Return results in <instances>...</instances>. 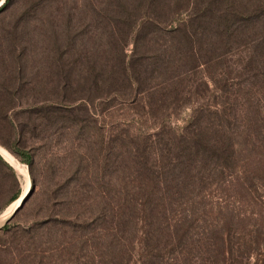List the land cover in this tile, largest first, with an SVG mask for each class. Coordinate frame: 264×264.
<instances>
[{
  "label": "trees",
  "instance_id": "trees-1",
  "mask_svg": "<svg viewBox=\"0 0 264 264\" xmlns=\"http://www.w3.org/2000/svg\"><path fill=\"white\" fill-rule=\"evenodd\" d=\"M115 1L148 27L143 56L84 53L78 98L25 108L46 154L50 136L65 138L66 164L46 163L35 260L264 264V0H187L177 24L140 17L144 0ZM8 149L31 172L40 148Z\"/></svg>",
  "mask_w": 264,
  "mask_h": 264
},
{
  "label": "rangeland",
  "instance_id": "rangeland-1",
  "mask_svg": "<svg viewBox=\"0 0 264 264\" xmlns=\"http://www.w3.org/2000/svg\"><path fill=\"white\" fill-rule=\"evenodd\" d=\"M3 1L0 0V148L23 171L13 166L0 152L3 160L0 165V228L8 226L6 231L0 232V264H38L34 257L37 235L45 229H36L35 225L50 209L48 196L52 188L46 163L51 160L66 164L65 138L60 135L50 139V136L47 141L50 140V154H46L47 144L44 147L40 139L47 134L35 133V119L25 108L78 98L85 85L76 76L84 53L88 56H116L123 52L133 56L136 49L135 56H143L145 43L149 45L145 31L148 27L132 26L129 15L134 13L135 7H119L115 0ZM142 4L139 10H135L140 17V14H146L172 24L183 20L193 8V5L188 6L187 0H144ZM220 70L223 71L222 68ZM74 78L78 79V83ZM113 104L108 100L106 104L98 105L96 110H106ZM108 113L110 116L104 117V123H108L107 129L111 130L110 124L117 120L121 112ZM130 114L127 112V115ZM178 117L180 120L184 114ZM17 146L40 148L31 172L28 165L8 149ZM24 192L22 206L9 219H2L4 212L11 205H16ZM232 194L229 191L222 197L230 200ZM212 195L213 202L221 198L219 193ZM243 199L249 200L247 197ZM58 212L61 217V209ZM31 227L34 228L30 235L22 232L24 228ZM27 239L31 242L22 245ZM64 253H57L60 260L55 264H65ZM45 256L48 257V253ZM257 258L253 255L251 263ZM45 259L40 264H49Z\"/></svg>",
  "mask_w": 264,
  "mask_h": 264
},
{
  "label": "bare ground",
  "instance_id": "bare-ground-1",
  "mask_svg": "<svg viewBox=\"0 0 264 264\" xmlns=\"http://www.w3.org/2000/svg\"><path fill=\"white\" fill-rule=\"evenodd\" d=\"M0 152L3 154V156L13 165L15 166L18 170L20 171H23V168H21V166L19 167V164L4 150H2L0 148ZM26 192V191H25ZM25 192L24 194H22V196L19 198L18 202L16 205H11L3 214V218L4 219L5 217H7L9 214H11L20 204V202L23 200V197L25 195Z\"/></svg>",
  "mask_w": 264,
  "mask_h": 264
},
{
  "label": "water",
  "instance_id": "water-1",
  "mask_svg": "<svg viewBox=\"0 0 264 264\" xmlns=\"http://www.w3.org/2000/svg\"><path fill=\"white\" fill-rule=\"evenodd\" d=\"M22 203H23V200L20 202L19 206L11 214H9L6 218L9 219L10 217H12V215L19 209V207L22 205Z\"/></svg>",
  "mask_w": 264,
  "mask_h": 264
},
{
  "label": "crops",
  "instance_id": "crops-1",
  "mask_svg": "<svg viewBox=\"0 0 264 264\" xmlns=\"http://www.w3.org/2000/svg\"><path fill=\"white\" fill-rule=\"evenodd\" d=\"M21 206H22V205H21ZM21 206H20V207H21ZM20 207H19V208H20Z\"/></svg>",
  "mask_w": 264,
  "mask_h": 264
}]
</instances>
